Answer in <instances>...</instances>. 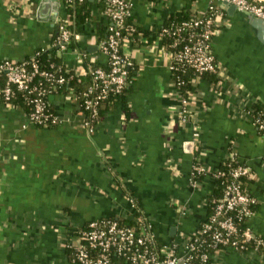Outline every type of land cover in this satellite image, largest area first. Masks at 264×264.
Returning <instances> with one entry per match:
<instances>
[{
    "label": "crops",
    "instance_id": "obj_1",
    "mask_svg": "<svg viewBox=\"0 0 264 264\" xmlns=\"http://www.w3.org/2000/svg\"><path fill=\"white\" fill-rule=\"evenodd\" d=\"M133 1L134 21L152 39L141 32L124 47L135 63L128 111L121 100L111 101L89 133L68 92L49 95L60 122L44 126L28 123L22 106L0 96V264H78L66 243L78 240L91 219L127 216L131 193L159 241L187 235L207 218L212 171L231 149L248 167L246 184L258 200L247 224L264 237V139L247 111L254 100L264 102V45L244 12L227 9L213 46L223 77L216 83L192 77L183 120V96L157 33L176 11H203L208 0ZM97 2L93 18L76 25L77 47L57 50L77 72L108 60L97 29L99 21L107 27V17ZM64 19L71 23L64 0H0V59L50 48ZM195 156L208 169L198 182L192 181ZM214 264H264V256L222 249Z\"/></svg>",
    "mask_w": 264,
    "mask_h": 264
},
{
    "label": "built area",
    "instance_id": "obj_2",
    "mask_svg": "<svg viewBox=\"0 0 264 264\" xmlns=\"http://www.w3.org/2000/svg\"><path fill=\"white\" fill-rule=\"evenodd\" d=\"M133 4V0H110V5L104 12L110 20L109 34L99 41L100 50L108 57V65L107 67L89 66V69L84 71L93 75V82L83 92L82 102L81 97L79 98L73 89L68 91L78 100L79 106L84 105L90 111V117H83L82 122L89 133L95 131L101 102L109 95L124 90L128 85L130 70L135 67L134 60L124 50L126 43L132 41L129 34L136 30L135 24L127 22L132 16ZM228 4H234L241 12L264 18V0H208L203 15H196L193 12V18L163 25L157 33V39L161 41L165 53L170 58L169 68L173 83L183 96L185 104L181 110L183 120L188 119L186 105L193 91L190 90L187 94L183 92L181 87L183 79L177 73L187 72L189 68H192L198 76L204 72L217 71L222 79L223 69L213 46L214 36L226 24ZM68 24L67 19L59 22V31L53 38L51 46L67 47L70 39ZM79 37L78 34L77 38ZM165 37H168L167 43L163 42L166 40L163 39ZM37 53L38 51H35L32 55L35 57ZM78 54L83 55L82 52ZM31 66L30 70L23 58H6L1 61L0 73L4 71L7 80L5 86L0 88V96L6 103H12L11 97L17 89H26L35 93L31 99L34 104L33 109L31 112L26 111L28 123L55 125L60 120L56 112H52L48 106L50 101L45 97L48 88L43 81L35 82L34 75L39 72L44 80L53 83H64L67 78L63 73L55 70H40L37 60H34ZM256 101L254 100L253 104ZM243 104L245 106L246 103L242 102L240 106L242 107ZM253 104L247 108V111L264 139V111H256ZM23 124L27 125V122ZM229 156L236 159L234 149L230 150ZM195 170L204 174L208 171L200 159L194 162L192 173L194 182H198L194 178ZM230 173L232 181L226 185L224 194L213 212L187 235L181 233L180 238L169 243L159 241L153 229L151 216L138 207L135 198L129 195L128 216L135 211L139 212L136 216L137 225L123 224L118 219L119 215L91 219L80 230L78 240L68 241L66 246L73 250L74 259L78 264H214V257L222 249L264 256V237L255 234L248 224L241 232L237 223L238 219L247 221L255 212L252 206L258 202L243 185L249 169L244 164H238ZM239 233L242 235L239 236Z\"/></svg>",
    "mask_w": 264,
    "mask_h": 264
},
{
    "label": "trees",
    "instance_id": "obj_3",
    "mask_svg": "<svg viewBox=\"0 0 264 264\" xmlns=\"http://www.w3.org/2000/svg\"><path fill=\"white\" fill-rule=\"evenodd\" d=\"M97 6L99 7V10L104 13L105 9L109 7L110 5V0H97ZM66 7H67V12L69 14V18L71 19V23H69L67 25L69 31H70V39L67 42V46L69 47H77L78 45V38L77 35L79 34L78 30L76 29V25L80 22H84L87 20H91L94 16L95 13V0H70L66 2ZM193 12H195L194 14L196 15H203V11H193L190 9H180L178 11H176L175 13H173L172 15H170V17L168 18L167 22L164 25H169L178 21H181L183 19H189V18H193ZM109 19L107 17V27L105 26L104 22L99 21L97 23V29L99 32V36L100 39H103L105 37H107V35L109 34V30H108V24H109ZM128 23L131 24H135L136 30L129 34V37H131L132 41H137L138 40V34L139 32H142L144 35L147 36V42L151 41L152 37L150 36L148 30L141 28L133 19L132 16H130L127 19ZM59 31V27L57 26V28H55V31L53 33L52 36V40L53 38L57 35V32ZM163 39V42L166 41V43L168 42V37H165ZM131 41V42H132ZM58 50V46L57 45H53L50 48L47 49H43L41 47L37 48L36 51H38V53L36 54V56L34 57L33 55H26L25 57H23V60L26 61V65L27 67L31 70L32 69V62L34 60L38 61L40 70H44V69H50V70H55L58 73H63L66 78L67 81H65L64 83H56V82H49L44 80V78L40 75L39 72L35 73L34 75V81L35 82H41L43 81L45 83V85L48 88V92L46 94V99L49 100V95L51 93L54 92H68L70 89H73L74 92L79 96L81 102L83 99V92L88 89V87L92 84L93 82V75L89 72L87 73H81V72H77L74 69L68 68L65 63H63L61 56L57 53ZM4 59H0V62L3 61ZM108 62L106 64H95V63H91V67H95V66H105L107 67ZM134 69L130 70V73L128 75V85H126V87L124 88V90L122 92H119L117 94H111L109 95L107 98H105L100 106H99V110H98V114H97V118L96 121H98L100 119V117L102 116L103 112H104V108L106 107V105L108 103H110L111 101L117 99V100H121L123 102L124 108H126V110L128 111V107L126 106V99H127V93L130 90L131 87V83L133 81V72ZM177 73V72H176ZM175 74V73H174ZM181 76V78L183 79V83L181 84V87L183 89V92L185 94H187L190 90H194V85L192 83V77L198 76L197 73H195V71L192 68H189V70L187 72H180L177 73ZM219 74L217 71H210V72H204L202 75L198 76L201 78H206L209 79L211 82L216 83L219 80ZM7 80V76L6 73L3 71L0 73V88H3L5 86ZM35 96V93H31L26 89H21L18 90L17 92L11 97V101L13 104L16 105H20L22 106L27 112H31L33 109V102H31V99ZM50 107V109L52 110V112H56L53 105L51 103H49L48 105ZM254 109L256 111L262 110L264 111V102L257 100L254 104ZM80 111H82L83 113V117H90V111L87 110L85 108L84 105L80 106ZM38 126H44L43 124H37ZM53 125V124H50ZM199 159L198 156H195L194 158V162H197V160ZM238 164H243L239 161V159L236 157V159L228 156H225L222 161L220 162V164L212 171V175L214 178V188L213 191L211 193L208 194L207 196V211L208 214H211L214 210V207L217 205V203L219 202L220 198L223 196L224 191H225V187L226 185L232 181V175L230 173L231 169L235 166H237ZM221 172V173H220ZM204 176V173H199L198 171L195 170V174H194V178L197 181H200ZM243 185L246 189H248L247 184H246V179L244 178L243 180ZM131 196H133L135 198V200L137 201L138 207L142 208L141 205V201L140 199L135 196V193H131ZM258 203V202H257ZM252 206V208L254 209V211L256 210V205ZM139 212L135 211L132 214H130L129 216H119L118 219L120 220V222H122L123 224H128V225H137V220H136V216ZM88 223V222H87ZM86 223V224H87ZM237 223L239 224L240 227V231H244L247 227V221L245 219L242 220H237ZM86 224L84 226H82V228H84L86 226ZM81 228V229H82ZM242 233H239V236H241ZM70 250L72 253L71 255L74 257V252L71 249Z\"/></svg>",
    "mask_w": 264,
    "mask_h": 264
},
{
    "label": "water",
    "instance_id": "obj_4",
    "mask_svg": "<svg viewBox=\"0 0 264 264\" xmlns=\"http://www.w3.org/2000/svg\"><path fill=\"white\" fill-rule=\"evenodd\" d=\"M227 9L231 14H233L236 10V6L234 4H228ZM245 14L250 33L255 36L259 43L264 45V18L255 16L253 14Z\"/></svg>",
    "mask_w": 264,
    "mask_h": 264
}]
</instances>
